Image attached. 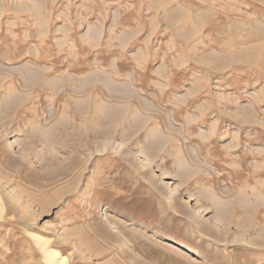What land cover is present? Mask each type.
<instances>
[{"label": "rangeland", "instance_id": "374dc122", "mask_svg": "<svg viewBox=\"0 0 264 264\" xmlns=\"http://www.w3.org/2000/svg\"><path fill=\"white\" fill-rule=\"evenodd\" d=\"M60 262L264 264V0H0V264Z\"/></svg>", "mask_w": 264, "mask_h": 264}, {"label": "bare ground", "instance_id": "6f19581e", "mask_svg": "<svg viewBox=\"0 0 264 264\" xmlns=\"http://www.w3.org/2000/svg\"><path fill=\"white\" fill-rule=\"evenodd\" d=\"M109 143H110V142H109ZM119 147H120L121 150H124V151H128V149H129V148L127 149V146H125V145H120ZM137 164H139V163H137ZM188 199H189V198H188ZM189 201H190V200H189ZM49 254H50V253H49ZM53 255H54V254H53ZM53 255H50V257H52ZM54 256H55V255H54ZM54 256H53V257H54ZM53 259H54V258H53ZM50 260H52V258H51ZM60 263H61V264H64V262H60ZM60 263H59V264H60Z\"/></svg>", "mask_w": 264, "mask_h": 264}]
</instances>
